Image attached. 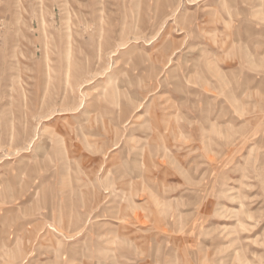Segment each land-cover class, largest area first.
<instances>
[{
	"label": "rangeland",
	"instance_id": "obj_1",
	"mask_svg": "<svg viewBox=\"0 0 264 264\" xmlns=\"http://www.w3.org/2000/svg\"><path fill=\"white\" fill-rule=\"evenodd\" d=\"M0 264H264V0H0Z\"/></svg>",
	"mask_w": 264,
	"mask_h": 264
},
{
	"label": "bare ground",
	"instance_id": "obj_2",
	"mask_svg": "<svg viewBox=\"0 0 264 264\" xmlns=\"http://www.w3.org/2000/svg\"><path fill=\"white\" fill-rule=\"evenodd\" d=\"M213 9H209V8H207V15L209 16V18H210V13H212L213 14V11H212ZM213 16V15H212ZM212 18V17H211ZM116 220V219H115Z\"/></svg>",
	"mask_w": 264,
	"mask_h": 264
}]
</instances>
